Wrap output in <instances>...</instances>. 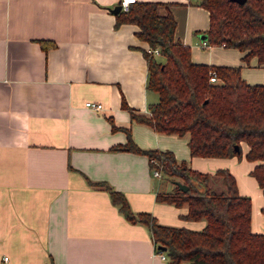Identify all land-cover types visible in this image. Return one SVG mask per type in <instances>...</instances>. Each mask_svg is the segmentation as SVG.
<instances>
[{"label":"crops","instance_id":"0c3cea01","mask_svg":"<svg viewBox=\"0 0 264 264\" xmlns=\"http://www.w3.org/2000/svg\"><path fill=\"white\" fill-rule=\"evenodd\" d=\"M135 1L157 2L158 13L172 15L173 38L189 47L191 61L239 65L245 82H262L264 61L206 43L208 13L198 0ZM118 2L0 0V264H167L147 226L125 219L90 183L106 182L132 212L159 223L202 227L180 217L185 207L155 199L174 180L152 175L144 153L122 147L126 131L139 148L169 150L207 173L213 189L223 188L214 171L227 169L249 197L250 230L264 231V195L250 174L257 160L243 157L244 142L240 157L190 156L186 134L130 119L129 109L146 114L157 94L145 87L148 47L137 25L114 26L109 8ZM87 100L101 108L85 107Z\"/></svg>","mask_w":264,"mask_h":264},{"label":"trees","instance_id":"16d2710c","mask_svg":"<svg viewBox=\"0 0 264 264\" xmlns=\"http://www.w3.org/2000/svg\"><path fill=\"white\" fill-rule=\"evenodd\" d=\"M207 10L206 43L243 51V60L264 61V0H198ZM157 2L135 1L127 10L114 14V26L121 22L137 25L135 35L153 54L142 49L146 63L145 87L157 94L147 104V113L129 109L130 119L166 134L187 135L190 156H241L240 142L247 145L246 160H257L250 174L264 195V75L261 83H247L239 65L206 64L190 59L189 47L173 38L175 21L169 12L160 14ZM41 47L47 44L39 41ZM52 45V44H51ZM214 72L216 80L209 81ZM123 148L144 153L150 168L164 177L186 185L157 192L155 199L185 207L180 217L202 220L199 229L162 224L149 212H132L122 192L104 181L90 182L103 188L125 219L147 226L154 250L157 245L167 264H264V231L249 227L250 200L239 194L225 168L214 171L223 188L207 186L209 175L191 169L169 150L136 146L126 131ZM236 146V148L234 147ZM264 214V207L261 209Z\"/></svg>","mask_w":264,"mask_h":264},{"label":"built area","instance_id":"2783aa9c","mask_svg":"<svg viewBox=\"0 0 264 264\" xmlns=\"http://www.w3.org/2000/svg\"><path fill=\"white\" fill-rule=\"evenodd\" d=\"M132 1L133 0H119V9L120 10H123V11L127 10L128 4L130 2H132ZM203 43H204V41H203ZM146 51L151 52L153 54L157 53V49L155 47L154 48H147ZM208 80L209 81H215L216 80V77H215L214 72H211L209 74ZM83 105L85 107L89 108V109H92V110H98V109L101 108V103H99V102H93V101H89V100L84 101ZM149 161L154 162V159L153 158H150ZM151 173L154 176H159L160 175V171L157 168H152L151 169ZM155 253L160 258H162V259L165 258V255L160 250H158V251L155 250ZM3 259H6V256H3Z\"/></svg>","mask_w":264,"mask_h":264},{"label":"water","instance_id":"95a60500","mask_svg":"<svg viewBox=\"0 0 264 264\" xmlns=\"http://www.w3.org/2000/svg\"><path fill=\"white\" fill-rule=\"evenodd\" d=\"M232 1H235V2H238V3H240V2H242L243 0H232ZM109 10L111 11V12H118L119 11V2L117 3V4H115L114 6H112L111 8H109ZM235 148H236V146H234ZM174 183H175V185L179 188V189H181V190H185L186 189V185L185 184H183V183H181V182H179V181H177V180H174ZM156 247H158L160 250H163L164 249V246H159V245H157Z\"/></svg>","mask_w":264,"mask_h":264},{"label":"rangeland","instance_id":"374dc122","mask_svg":"<svg viewBox=\"0 0 264 264\" xmlns=\"http://www.w3.org/2000/svg\"><path fill=\"white\" fill-rule=\"evenodd\" d=\"M154 162H156V161H154ZM163 178H167V177H164V176H163ZM168 179H169V178H167L166 180H168ZM215 191H217V189H216V188H215Z\"/></svg>","mask_w":264,"mask_h":264}]
</instances>
